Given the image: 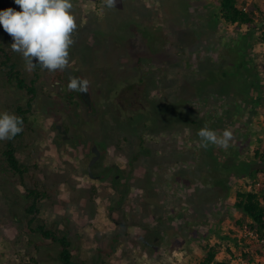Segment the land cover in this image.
Segmentation results:
<instances>
[{"label":"rangeland","instance_id":"374dc122","mask_svg":"<svg viewBox=\"0 0 264 264\" xmlns=\"http://www.w3.org/2000/svg\"><path fill=\"white\" fill-rule=\"evenodd\" d=\"M72 3L64 70L27 71L0 27L8 64L35 90L11 140L21 176L0 141V264H61L37 225L67 236L77 264H201L212 246L219 261L264 264V241L233 208L237 191L264 205V0H238L253 17L241 27L213 0ZM7 7L20 10L0 0ZM4 60L0 111L16 115L30 97ZM71 76L89 81L86 93L67 87ZM202 127L232 131L230 147L202 148ZM240 162L258 171H228Z\"/></svg>","mask_w":264,"mask_h":264},{"label":"clouds","instance_id":"9594fccd","mask_svg":"<svg viewBox=\"0 0 264 264\" xmlns=\"http://www.w3.org/2000/svg\"><path fill=\"white\" fill-rule=\"evenodd\" d=\"M12 7L0 10V27L12 38L11 49L19 53L27 71L39 65L48 71L64 70L69 63V49L74 43L72 34L77 28L72 13V0H12ZM106 7H114L116 0H104ZM89 81L71 76L67 87L86 93ZM23 131V119L12 112L0 111V141L12 140ZM200 146L210 145L227 149L233 132L202 127L197 132Z\"/></svg>","mask_w":264,"mask_h":264},{"label":"trees","instance_id":"16d2710c","mask_svg":"<svg viewBox=\"0 0 264 264\" xmlns=\"http://www.w3.org/2000/svg\"><path fill=\"white\" fill-rule=\"evenodd\" d=\"M212 6L215 10H217L219 18L226 25L241 27L249 26L253 23L252 15L245 7L238 6V0H213ZM0 52L5 57L3 65L8 70L9 80L15 81L17 88L20 90H25L30 97L26 109H22L21 107L16 108V115L21 117L24 123L26 120L25 115L29 111L31 102L33 101L35 95V90L32 86H27V84H25L24 80L19 77V72L14 71V66L8 64V57H6L5 53L1 49ZM238 57L241 58L240 56ZM238 57L237 59H239ZM20 136L21 133L15 138ZM4 156L9 170L21 176L24 173V169H22V166L19 164L15 156V151L11 144V140H8L7 142V148L4 151ZM260 169L264 172V166ZM231 170L235 171L237 176L243 177L248 176L249 172L250 176H253V174L258 171V169L254 168L250 162L232 164L230 167L228 166V171ZM27 196L32 200L31 204L26 209L27 215L32 216V218L28 221L30 225L34 221L35 214L38 212L36 209L38 193L35 190H30ZM262 199L264 200V196ZM233 208L251 221L249 229L258 235L259 242L264 241V205L260 202L258 195L252 190L237 191ZM30 231L37 232L42 238L59 245L60 252L58 258L61 264H77L73 261L70 251L71 244L67 236H57L51 230L46 229V227L43 225H37L35 229ZM218 252L217 246L209 247L204 259L201 261V264H228L225 261L218 260Z\"/></svg>","mask_w":264,"mask_h":264},{"label":"built area","instance_id":"2783aa9c","mask_svg":"<svg viewBox=\"0 0 264 264\" xmlns=\"http://www.w3.org/2000/svg\"><path fill=\"white\" fill-rule=\"evenodd\" d=\"M251 234V233H250Z\"/></svg>","mask_w":264,"mask_h":264},{"label":"water","instance_id":"95a60500","mask_svg":"<svg viewBox=\"0 0 264 264\" xmlns=\"http://www.w3.org/2000/svg\"><path fill=\"white\" fill-rule=\"evenodd\" d=\"M67 72V71H66Z\"/></svg>","mask_w":264,"mask_h":264}]
</instances>
